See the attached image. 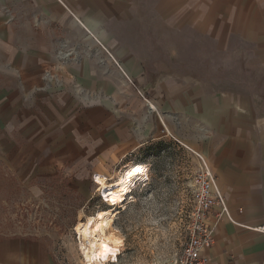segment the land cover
Here are the masks:
<instances>
[{
    "label": "rangeland",
    "instance_id": "obj_1",
    "mask_svg": "<svg viewBox=\"0 0 264 264\" xmlns=\"http://www.w3.org/2000/svg\"><path fill=\"white\" fill-rule=\"evenodd\" d=\"M138 3L135 14L101 32H64L47 19L32 21L42 35H11L20 22L0 31V244L44 238L56 264H84L79 223L117 211L124 248L106 264H159L181 251L200 160L173 139L149 90L169 77L215 90L246 79L264 91V81L246 68L239 41L226 46L166 22L174 0ZM116 39L140 57L141 81L119 67ZM99 167L112 177L103 182L122 190L124 206L98 192Z\"/></svg>",
    "mask_w": 264,
    "mask_h": 264
},
{
    "label": "crops",
    "instance_id": "obj_2",
    "mask_svg": "<svg viewBox=\"0 0 264 264\" xmlns=\"http://www.w3.org/2000/svg\"><path fill=\"white\" fill-rule=\"evenodd\" d=\"M174 1L166 22L192 27L226 46L239 41L248 51L246 68L264 81V0ZM138 9V0H0V31L20 22L11 35H42L32 21L47 19L59 21L64 32L73 26L101 32L109 21L119 24ZM128 44L116 39L111 46L120 48L117 59L125 75L141 81L140 57L122 48ZM249 82L233 79L215 90L169 77L149 90V103L165 115L173 139L212 172L214 190L225 201L226 212L216 207L209 215L214 243L203 253L204 264H264V91ZM106 174L104 167L94 169L93 181H109ZM16 238L1 242L0 264H56L48 239Z\"/></svg>",
    "mask_w": 264,
    "mask_h": 264
},
{
    "label": "built area",
    "instance_id": "obj_3",
    "mask_svg": "<svg viewBox=\"0 0 264 264\" xmlns=\"http://www.w3.org/2000/svg\"><path fill=\"white\" fill-rule=\"evenodd\" d=\"M148 105L150 106L149 103ZM213 181L212 172L204 165L200 166V172L193 177L189 185L192 207L186 227V241L179 254L172 260L159 264H204L206 261L203 253L213 245L215 233L214 227L208 221L209 215L216 207L221 209V212L227 211L225 201L220 193L214 190Z\"/></svg>",
    "mask_w": 264,
    "mask_h": 264
},
{
    "label": "bare ground",
    "instance_id": "obj_4",
    "mask_svg": "<svg viewBox=\"0 0 264 264\" xmlns=\"http://www.w3.org/2000/svg\"><path fill=\"white\" fill-rule=\"evenodd\" d=\"M98 192L111 196L112 202L118 206L125 205V196L114 183L105 184L101 177L95 179ZM117 211L98 212L86 223H79V252L84 264H106L116 261L124 248L122 235L114 226Z\"/></svg>",
    "mask_w": 264,
    "mask_h": 264
}]
</instances>
